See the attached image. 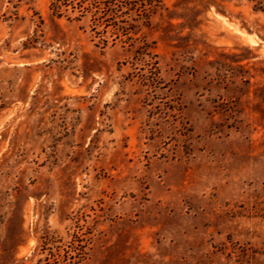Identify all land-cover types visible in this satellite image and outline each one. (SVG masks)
<instances>
[{
    "label": "rangeland",
    "instance_id": "rangeland-1",
    "mask_svg": "<svg viewBox=\"0 0 264 264\" xmlns=\"http://www.w3.org/2000/svg\"><path fill=\"white\" fill-rule=\"evenodd\" d=\"M0 264H264V0H0Z\"/></svg>",
    "mask_w": 264,
    "mask_h": 264
}]
</instances>
